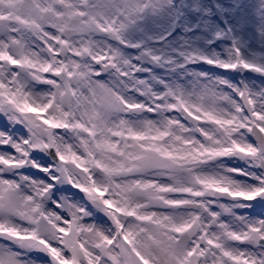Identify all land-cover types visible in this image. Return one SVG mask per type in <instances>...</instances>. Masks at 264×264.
<instances>
[{
  "label": "snow or ice",
  "instance_id": "obj_1",
  "mask_svg": "<svg viewBox=\"0 0 264 264\" xmlns=\"http://www.w3.org/2000/svg\"><path fill=\"white\" fill-rule=\"evenodd\" d=\"M0 264H264V0H0Z\"/></svg>",
  "mask_w": 264,
  "mask_h": 264
}]
</instances>
